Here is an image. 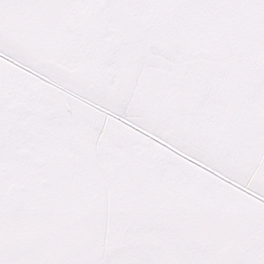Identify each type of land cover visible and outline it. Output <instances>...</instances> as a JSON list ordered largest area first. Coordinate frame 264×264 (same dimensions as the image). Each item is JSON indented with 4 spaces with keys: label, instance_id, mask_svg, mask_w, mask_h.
<instances>
[{
    "label": "snow or ice",
    "instance_id": "obj_1",
    "mask_svg": "<svg viewBox=\"0 0 264 264\" xmlns=\"http://www.w3.org/2000/svg\"><path fill=\"white\" fill-rule=\"evenodd\" d=\"M0 264H264V0H0Z\"/></svg>",
    "mask_w": 264,
    "mask_h": 264
}]
</instances>
